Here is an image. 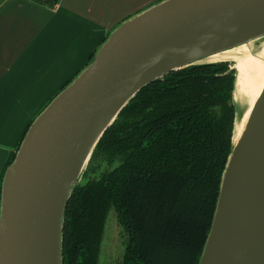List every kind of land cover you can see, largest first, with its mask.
<instances>
[{"label": "water", "instance_id": "95a60500", "mask_svg": "<svg viewBox=\"0 0 264 264\" xmlns=\"http://www.w3.org/2000/svg\"><path fill=\"white\" fill-rule=\"evenodd\" d=\"M263 35L264 0H162L122 22L93 61L33 121L6 169L0 264H63L71 194L122 108L148 83ZM151 67L153 72L141 79ZM126 97L113 121L103 127L108 113ZM254 154L264 163V91L241 141L233 144L199 264H215L223 250L233 177L243 158ZM251 264H264V229Z\"/></svg>", "mask_w": 264, "mask_h": 264}, {"label": "trees", "instance_id": "16d2710c", "mask_svg": "<svg viewBox=\"0 0 264 264\" xmlns=\"http://www.w3.org/2000/svg\"><path fill=\"white\" fill-rule=\"evenodd\" d=\"M33 1L55 8L60 0ZM233 65L196 63L172 71L122 108L83 177L101 163L107 168L71 194L63 264H98L111 208L126 235L120 264H199L233 151ZM17 151L0 179V208L3 178Z\"/></svg>", "mask_w": 264, "mask_h": 264}, {"label": "crops", "instance_id": "0c3cea01", "mask_svg": "<svg viewBox=\"0 0 264 264\" xmlns=\"http://www.w3.org/2000/svg\"><path fill=\"white\" fill-rule=\"evenodd\" d=\"M162 0H0V179L53 98L122 22Z\"/></svg>", "mask_w": 264, "mask_h": 264}, {"label": "bare ground", "instance_id": "6f19581e", "mask_svg": "<svg viewBox=\"0 0 264 264\" xmlns=\"http://www.w3.org/2000/svg\"><path fill=\"white\" fill-rule=\"evenodd\" d=\"M237 48L234 100L238 102V113L233 140L236 147L264 91V36L255 51L245 43ZM216 54L208 56V59ZM154 69L151 67L143 72L141 79L147 78ZM127 98L119 101L108 113L103 127L113 121ZM232 196L228 236L215 264H251L259 234L264 229V163L259 154L246 155L241 161L233 177Z\"/></svg>", "mask_w": 264, "mask_h": 264}, {"label": "rangeland", "instance_id": "374dc122", "mask_svg": "<svg viewBox=\"0 0 264 264\" xmlns=\"http://www.w3.org/2000/svg\"><path fill=\"white\" fill-rule=\"evenodd\" d=\"M264 36V35H263ZM251 40L245 44L251 48L253 51L259 48L261 43V38ZM237 46L227 49L226 51H221L220 53L212 56L210 59L208 57L201 59L198 63H208V62H220L228 61L235 65V59L237 56ZM235 62V63H234ZM233 65V67H234ZM232 67V64H231ZM235 68V67H234ZM237 72V69L235 68ZM238 102L236 103V110L238 113ZM107 163H101L99 167H94L88 176L83 177V174L78 183L85 184L91 178H99L100 173L107 168ZM87 167V165H86ZM85 167V169H86ZM84 169V170H85ZM84 173V172H83ZM126 247V235L123 227L121 226L117 211L111 208L106 216L104 230L102 234V240L100 244V251L98 257V264H120L122 261Z\"/></svg>", "mask_w": 264, "mask_h": 264}]
</instances>
